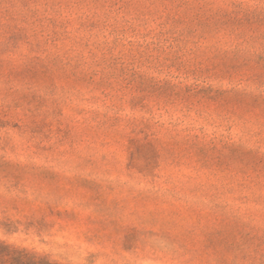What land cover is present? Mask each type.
<instances>
[{
    "label": "rangeland",
    "instance_id": "rangeland-1",
    "mask_svg": "<svg viewBox=\"0 0 264 264\" xmlns=\"http://www.w3.org/2000/svg\"><path fill=\"white\" fill-rule=\"evenodd\" d=\"M0 264H264V0H0Z\"/></svg>",
    "mask_w": 264,
    "mask_h": 264
}]
</instances>
